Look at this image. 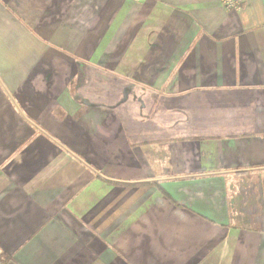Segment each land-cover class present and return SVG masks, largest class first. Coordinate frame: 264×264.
Instances as JSON below:
<instances>
[{"label":"crops","instance_id":"1","mask_svg":"<svg viewBox=\"0 0 264 264\" xmlns=\"http://www.w3.org/2000/svg\"><path fill=\"white\" fill-rule=\"evenodd\" d=\"M1 257L264 264V0H0Z\"/></svg>","mask_w":264,"mask_h":264},{"label":"built area","instance_id":"2","mask_svg":"<svg viewBox=\"0 0 264 264\" xmlns=\"http://www.w3.org/2000/svg\"><path fill=\"white\" fill-rule=\"evenodd\" d=\"M223 6L228 9L241 7L246 0H220Z\"/></svg>","mask_w":264,"mask_h":264},{"label":"trees","instance_id":"3","mask_svg":"<svg viewBox=\"0 0 264 264\" xmlns=\"http://www.w3.org/2000/svg\"><path fill=\"white\" fill-rule=\"evenodd\" d=\"M5 254V253H4ZM0 262L1 263H4V259H2V257L0 258Z\"/></svg>","mask_w":264,"mask_h":264}]
</instances>
